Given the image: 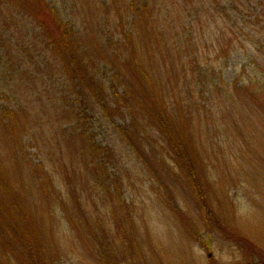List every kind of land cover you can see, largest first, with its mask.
<instances>
[{"label":"rangeland","instance_id":"obj_1","mask_svg":"<svg viewBox=\"0 0 264 264\" xmlns=\"http://www.w3.org/2000/svg\"><path fill=\"white\" fill-rule=\"evenodd\" d=\"M253 6L254 14H264V0H256ZM81 17L72 16L76 20ZM238 24L242 28L240 21ZM256 32L253 35L264 42V33ZM98 47L99 51L108 50L110 57L109 62H98V56L89 59L100 85L106 95L115 89L121 91L127 80L131 81V66L119 55L112 56V47L109 50L102 43ZM204 51L201 49L200 53ZM187 53L184 58L191 59V53ZM263 58L256 57L260 62ZM201 60L203 57L199 56ZM242 61L238 52L232 55L228 66L222 69L224 82L232 84L236 78L242 79L243 73L238 70ZM182 62L187 63L186 59ZM177 64L176 78L170 80L166 73L162 76L168 93L178 92L189 81V76H182L186 68ZM32 69L29 67V78L26 76L20 83H35ZM36 78L39 99L30 93L23 103L24 107L34 106L38 116L30 115L28 124L26 112L18 130L5 129L0 124V216H11L0 226V264H21L25 259L28 246L15 229L16 224L24 229H30L29 225L36 228L28 239L54 264H263L264 123L258 112L250 116L235 103L231 107L237 108L230 120L222 118L229 110L227 100L224 99L226 106H214L217 96L213 93L206 95V112L197 120L200 122L190 123L192 142L205 165V181L211 190L207 199L215 217L207 229L193 186L197 180L185 168H175L170 151L161 152L162 140L155 130H146L152 143L144 151L154 149L155 160L162 168L151 166L154 159L140 161L117 133L115 127H127L129 118L125 122L114 118V127L95 102L83 108L65 80L55 77L44 83L42 74ZM13 86L17 87L15 83ZM0 105L5 108V104ZM68 109L75 113L80 129L94 137L95 145L113 152V161H102L97 180L92 177L83 181L76 167L71 168L73 172L68 171L73 162V153H67L63 143L65 130L73 127L63 124ZM81 112L82 120L78 118ZM31 124L34 128H28ZM135 128L142 131L141 126ZM193 161L196 162L194 158ZM34 172L45 173L52 188H41ZM64 175L71 180L80 179L76 185L72 181L68 186ZM114 179L121 186L124 203L120 207L116 203L115 208L107 202V188L103 185ZM83 182L87 183L86 190ZM222 214L239 236L248 239L247 246L218 234L219 222L225 223Z\"/></svg>","mask_w":264,"mask_h":264},{"label":"trees","instance_id":"obj_2","mask_svg":"<svg viewBox=\"0 0 264 264\" xmlns=\"http://www.w3.org/2000/svg\"><path fill=\"white\" fill-rule=\"evenodd\" d=\"M253 1L256 2L0 0V103L5 104V108L0 105V124L5 129L18 130L26 112H29L28 124L30 115L38 116L34 114V106L24 107L23 103L30 93L34 99H39L37 74L43 75L44 83L55 77L65 80L64 84H69L68 90L78 97L83 108L95 102L113 126L114 118L124 122L126 117L129 118L127 127L114 126L117 133L133 148L140 161L147 163L154 159L151 166L157 168L162 167L155 160L157 153L154 149L149 153L144 151L152 143L146 130H155L160 135L161 152L167 154L170 151L175 168H185L194 181L197 180L193 184L195 195L202 204L204 226L210 229V219L215 217L208 200L211 190L205 181V165L194 147L189 127L206 112V95L213 93L217 96L214 106L222 103L228 106L229 110L222 114V118L230 120L229 116L239 107L250 116L258 112L260 122L264 123V61L256 59L264 57V42L261 37L253 35L256 31V34L264 33V14H254ZM77 14L82 16L80 20L72 18ZM100 43L109 50L112 47L110 54L119 55L131 66V81L127 80L121 91L115 89L108 95L100 85L94 64L89 61L95 56H98V62L110 60L108 50L104 48L106 53L99 51ZM201 49L205 51L200 53ZM187 52L191 53V59L184 58ZM237 52L243 57L238 69L243 73L242 79L238 77L237 81L228 84L223 81L222 69L228 66L232 55ZM199 56L203 60L199 61ZM182 59L187 63L184 64ZM177 63L186 68L182 76H189V81L178 92L168 93L162 76L166 73L170 80L176 78ZM29 67L33 68L36 76L35 83L22 84L20 82L27 76ZM224 99L227 100L226 105ZM235 103L239 105L232 109ZM82 116L83 112L78 118L82 120ZM63 124L65 127L73 126L71 130H65L63 139L64 150L73 153L68 171L73 172L71 168L75 170L76 167L83 181L92 177L97 180L96 176H100L98 169L104 161L114 160L113 152L108 147L95 145L94 137L80 129L72 109L65 112ZM33 125L28 128H34ZM135 126H141L142 131ZM14 136L17 137L16 132ZM88 160L90 163L86 164ZM34 173L39 177L41 188H52L45 173ZM78 178L71 180L66 177L65 183L69 186L73 181L76 185ZM110 183L113 190H110L111 185L108 186ZM103 185L107 188L105 198L111 207L115 208L116 203L117 207L121 203L124 205L121 201L123 191L116 179ZM82 188L86 190L87 183L83 182ZM7 189L10 190L8 186ZM0 217V226L11 218L8 213ZM221 217L225 223L221 225L219 222L218 234L228 235L227 239L247 246L248 239L238 235L224 214ZM29 226L30 229L18 224L14 226L28 246L21 264H54L42 249L35 246V242L28 239L31 232L35 234L37 231L33 225Z\"/></svg>","mask_w":264,"mask_h":264}]
</instances>
